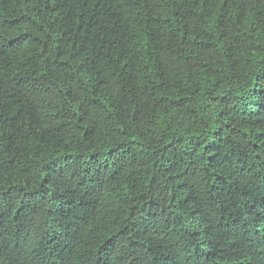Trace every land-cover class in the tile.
Returning <instances> with one entry per match:
<instances>
[{
    "label": "trees",
    "instance_id": "1",
    "mask_svg": "<svg viewBox=\"0 0 264 264\" xmlns=\"http://www.w3.org/2000/svg\"><path fill=\"white\" fill-rule=\"evenodd\" d=\"M0 264H264V0H0Z\"/></svg>",
    "mask_w": 264,
    "mask_h": 264
}]
</instances>
